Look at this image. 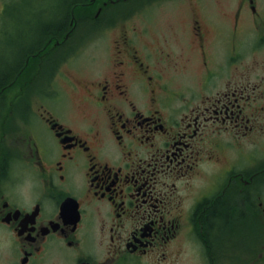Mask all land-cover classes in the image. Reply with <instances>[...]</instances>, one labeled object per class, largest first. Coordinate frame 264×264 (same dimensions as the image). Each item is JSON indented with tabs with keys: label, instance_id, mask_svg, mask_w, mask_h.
I'll use <instances>...</instances> for the list:
<instances>
[{
	"label": "flooded vegetation",
	"instance_id": "flooded-vegetation-1",
	"mask_svg": "<svg viewBox=\"0 0 264 264\" xmlns=\"http://www.w3.org/2000/svg\"><path fill=\"white\" fill-rule=\"evenodd\" d=\"M118 2L5 58L0 264H264V0L171 31Z\"/></svg>",
	"mask_w": 264,
	"mask_h": 264
},
{
	"label": "rangeland",
	"instance_id": "rangeland-1",
	"mask_svg": "<svg viewBox=\"0 0 264 264\" xmlns=\"http://www.w3.org/2000/svg\"><path fill=\"white\" fill-rule=\"evenodd\" d=\"M65 1L66 0H5V4L0 6V9L4 6H9L7 13H2V11H0V72L4 70L5 58L8 57L10 60L13 52L12 44H20L22 41L21 36H23L26 31L28 32L30 29L36 31L39 28L40 24L37 22V16H40L42 12L52 13L54 10L64 6ZM231 1H234V5H236L237 0H152L151 6L145 5L144 0H139V2L136 3L118 2L115 3V6L131 7L134 11V22L138 26L146 22V13L151 12L155 25L171 31L172 29L177 30L181 27H185L187 22L186 15L190 12L188 10L193 8L197 12H201L202 6H206L213 11L216 18L220 16L221 21H225V19L231 21L232 19L228 17V15H231L234 11ZM137 9L139 12H135ZM49 13L47 15H49ZM180 36L182 37V35ZM92 46L93 45H87L84 47V52L89 50ZM67 69L71 71L70 74L73 77L75 75L80 76L74 71V68ZM66 90L69 92L68 88H66ZM70 95H72V93Z\"/></svg>",
	"mask_w": 264,
	"mask_h": 264
},
{
	"label": "trees",
	"instance_id": "trees-1",
	"mask_svg": "<svg viewBox=\"0 0 264 264\" xmlns=\"http://www.w3.org/2000/svg\"><path fill=\"white\" fill-rule=\"evenodd\" d=\"M85 1H87V0H66V1H65V5H64V7H65V6H67V7H68V6H71V7H74V8L76 9L77 7H79V5H81V3L85 2ZM38 30H39V31H38V34H39V37H40L41 39L44 38V37L49 36V35L53 32V30H52L50 27L40 28V29H38ZM33 31H34V30H33ZM24 39H26V38H24ZM22 40H23V38H22ZM21 43H22V41H21ZM18 45H20V44L12 45V47H17ZM4 79H5V77H4V75H3V71H2V72H0V86H1V84L3 83ZM215 211H216V209H212V210H208L207 212H208V213H211V214H214V213H216ZM223 211H224L226 214L229 213V211L226 210L225 207H224V210H223ZM200 220H201L203 223H207V221L204 219V215H201Z\"/></svg>",
	"mask_w": 264,
	"mask_h": 264
}]
</instances>
